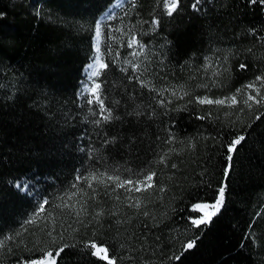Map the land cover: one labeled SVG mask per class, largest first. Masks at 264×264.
Masks as SVG:
<instances>
[{
  "label": "trees",
  "instance_id": "1",
  "mask_svg": "<svg viewBox=\"0 0 264 264\" xmlns=\"http://www.w3.org/2000/svg\"><path fill=\"white\" fill-rule=\"evenodd\" d=\"M114 2L0 0V264L49 250L56 264H107L91 243L116 264H264V0H179L171 15L164 0H134L119 10L102 31L104 122L79 89ZM133 37L144 47L135 61ZM206 57L221 60L216 74ZM252 82L261 96L251 107L197 102ZM148 173L146 191L108 179ZM26 177L47 199L33 222L38 203L13 185ZM220 187V211L194 227L193 206L214 204Z\"/></svg>",
  "mask_w": 264,
  "mask_h": 264
},
{
  "label": "snow or ice",
  "instance_id": "2",
  "mask_svg": "<svg viewBox=\"0 0 264 264\" xmlns=\"http://www.w3.org/2000/svg\"><path fill=\"white\" fill-rule=\"evenodd\" d=\"M178 2L179 0H164V7L167 10V14L171 15L178 6ZM201 2V0H196L195 4L193 5V7H195L197 4H199ZM253 3L256 2V0H252ZM154 23H158L156 21H154ZM97 37L100 36V28L99 26H97ZM133 43H135L134 38L132 40H129L128 42V47L131 48ZM97 52H99V48H97ZM137 53H133V56H136ZM97 62L100 61V57L97 56L96 57ZM99 67L100 68H106L107 65L104 63H99ZM241 67H244L243 65H241ZM89 69H91V71L89 72V76L91 77H97L99 75L98 70L95 69V67L93 65H89ZM256 81H259L261 83L262 86H264V75L262 76H257L256 77ZM101 85L99 83H94L92 86L86 87L84 89V92L90 94L95 102L99 105V110L101 113H107L106 115L102 116V119L104 122L110 121L112 119V113L110 110L106 109L103 103V100L100 97V93H99V89H100ZM246 88H252L255 89L257 92V95H259V89L256 88V82H252L249 83L248 85L245 86ZM240 90L238 89L237 92H239ZM186 94V93H185ZM173 95H175V93H173ZM231 101L232 104L236 103V96L233 95L232 97L227 98ZM248 100H254L255 97L249 95ZM261 99H264V97H261ZM93 99H88L87 103L88 104H92L94 102ZM197 102L200 104H216V105H224L225 104V100L224 99H216V100H212V99H208L207 97L204 98H197ZM245 104H247V101H245ZM249 107H251V105H248ZM257 119H259V117H257ZM101 121H96L97 124H99ZM245 139L244 136H239L236 139H234L228 146L227 151L228 153H233L237 150V145H239L243 140ZM228 161L232 160V156L228 155L227 156ZM161 162H163V160H161ZM155 173H148L146 174L143 179H136L135 181L132 180L131 178L129 179H125V180H121L119 176H109L108 179L112 180L113 182L116 183V186L119 188H124L126 185H132L133 187L128 188L126 190L129 191H141L143 190H147L148 188H152L153 185V179L155 177ZM87 179V178H85ZM93 180H96L97 178L95 176H92ZM100 183H103V181H98ZM18 188H25L26 185H21V184H17ZM89 187L91 188L92 185L89 184ZM218 199L215 201L214 204L208 205V204H197L193 206V210H203L206 208H211V211L206 212L203 216H200L199 218H193L191 220V224L196 227V228H200L203 225H208L211 223L212 218L217 215V213L220 211L221 206L223 205L224 202V195H225V188L224 187H220L218 190ZM69 199H71V197H69ZM45 203H47L45 201ZM135 207L139 208L140 207V201L137 200L136 204L134 205ZM41 212L44 211L43 206H41ZM84 211L83 207L81 208V212ZM77 217H79L80 212L76 213ZM100 214L97 213V216H99ZM51 235V233H49ZM195 246V239L188 241L181 252V255L183 254V251H187L189 249H192ZM68 247V245H63L61 246L57 251H56V256L58 257L60 252L64 251V248ZM85 247H90V249H92L93 251L91 252V254L95 257H98L101 260H105L107 261V264H116V261L114 258H109V249L107 247H100L98 246L96 243H91L90 245H85ZM174 259L179 260L180 259V255H176L174 257ZM31 264H56V259L55 257H53V253L51 250L47 251L45 253V256L40 259V260H36L31 262Z\"/></svg>",
  "mask_w": 264,
  "mask_h": 264
},
{
  "label": "rangeland",
  "instance_id": "3",
  "mask_svg": "<svg viewBox=\"0 0 264 264\" xmlns=\"http://www.w3.org/2000/svg\"><path fill=\"white\" fill-rule=\"evenodd\" d=\"M131 2H133V0H121V1L117 0L115 8L111 11V13L110 14L105 13V15L99 20L97 26H99V28H100V36L97 37V34L95 35V38L93 41L94 55L91 58L89 64L85 67V69L83 71V81L80 84L79 96L82 100H88V99L94 100V98L90 94L84 92V89L86 87L92 86L94 83H99L98 78L100 77L101 71L104 69V68L99 67V63L105 64L104 56H103V53L101 50L103 27L105 26V24L107 22H109L110 20H112L115 17L116 13L119 11V9L121 7L126 6L127 4H129ZM154 25H157V24L154 23ZM96 32H97V30H96ZM133 38L135 40V43H133V45L130 49L132 51L131 59H132V61H135V60H137V56L140 54V51H142L144 49V47L138 43V41L135 37H133ZM132 39H130V40H132ZM97 48H99V52H97ZM133 53H137V55L133 56ZM97 56L100 57L99 62H97V60H96ZM204 63H205L206 69H208V73L212 72V73L216 74L218 71V68L220 67L221 60L217 59L216 57H208V58L206 57ZM89 65H93L95 67V69L98 70L99 75L97 77H91L90 78L89 72L91 71V69H89ZM256 88L259 89V95H257V92L255 89L244 88L242 91H239L235 94L229 95L228 97L225 96L226 98L225 97L221 98V99L225 100V104L219 105V106H222V107L231 106L232 107V106L238 105L240 102H242L244 104V106L251 105L254 101H258L259 100L258 97L261 96V94H260L261 93L260 92L261 86L256 85ZM99 93H100V97H101V87L99 89ZM233 95L236 96V103L235 104H232L231 101L229 99H227L229 97H232ZM249 95L255 97V99L254 100H248L247 98ZM245 101H247V104H245ZM92 104H95L99 107V105L95 102V100ZM39 183H40L39 178L34 179L33 177H26L24 179H21L20 181L13 183L14 187L18 191H20L21 193H23V194L27 195L28 197L34 199L38 203V211H36V213H34V214L29 215V217L27 219L29 222H33L36 218L37 219L39 218V216L44 212V211L41 212V210H40L41 206H43V208H45V205H46L45 201L47 202V199L42 196V193H41L42 188H41V185ZM17 184L26 185V187L21 189V188L17 187ZM128 186L130 188L133 187L132 185H128ZM197 211H199L200 216H203L206 212L211 211V208H206V209L197 210ZM27 264H31V263H27Z\"/></svg>",
  "mask_w": 264,
  "mask_h": 264
},
{
  "label": "bare ground",
  "instance_id": "4",
  "mask_svg": "<svg viewBox=\"0 0 264 264\" xmlns=\"http://www.w3.org/2000/svg\"><path fill=\"white\" fill-rule=\"evenodd\" d=\"M121 1V0H120ZM105 15V14H104Z\"/></svg>",
  "mask_w": 264,
  "mask_h": 264
}]
</instances>
